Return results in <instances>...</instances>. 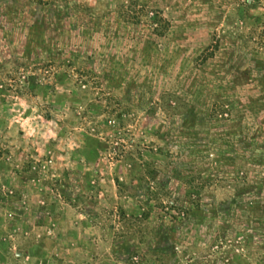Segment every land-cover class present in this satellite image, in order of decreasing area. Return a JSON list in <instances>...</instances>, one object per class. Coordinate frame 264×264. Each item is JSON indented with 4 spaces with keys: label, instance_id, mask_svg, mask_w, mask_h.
Wrapping results in <instances>:
<instances>
[{
    "label": "rangeland",
    "instance_id": "374dc122",
    "mask_svg": "<svg viewBox=\"0 0 264 264\" xmlns=\"http://www.w3.org/2000/svg\"><path fill=\"white\" fill-rule=\"evenodd\" d=\"M0 264H264V0H0Z\"/></svg>",
    "mask_w": 264,
    "mask_h": 264
}]
</instances>
